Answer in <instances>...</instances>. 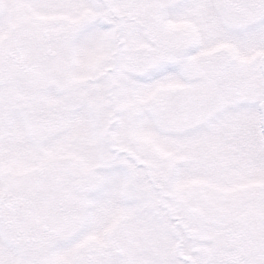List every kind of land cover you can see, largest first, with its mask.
Wrapping results in <instances>:
<instances>
[{
	"label": "snow or ice",
	"instance_id": "obj_1",
	"mask_svg": "<svg viewBox=\"0 0 264 264\" xmlns=\"http://www.w3.org/2000/svg\"><path fill=\"white\" fill-rule=\"evenodd\" d=\"M0 264H264V0H0Z\"/></svg>",
	"mask_w": 264,
	"mask_h": 264
}]
</instances>
